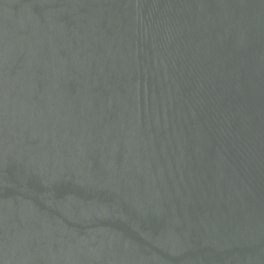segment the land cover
<instances>
[{
  "label": "water",
  "instance_id": "95a60500",
  "mask_svg": "<svg viewBox=\"0 0 264 264\" xmlns=\"http://www.w3.org/2000/svg\"><path fill=\"white\" fill-rule=\"evenodd\" d=\"M0 264H264V0H0Z\"/></svg>",
  "mask_w": 264,
  "mask_h": 264
}]
</instances>
